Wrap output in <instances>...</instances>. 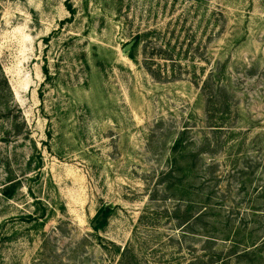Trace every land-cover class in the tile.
<instances>
[{"label":"rangeland","instance_id":"1","mask_svg":"<svg viewBox=\"0 0 264 264\" xmlns=\"http://www.w3.org/2000/svg\"><path fill=\"white\" fill-rule=\"evenodd\" d=\"M0 64V264H264V0H0Z\"/></svg>","mask_w":264,"mask_h":264},{"label":"trees","instance_id":"2","mask_svg":"<svg viewBox=\"0 0 264 264\" xmlns=\"http://www.w3.org/2000/svg\"><path fill=\"white\" fill-rule=\"evenodd\" d=\"M131 57H134V54H131ZM45 73L46 75L48 76L49 75V71L48 69L46 68L45 69ZM10 87H9V82L7 80V77L1 67V64H0V106L2 105H5L3 108H0V110H7V109H11V107L13 106L12 102L10 101L9 97L11 95L10 93ZM186 132H183L181 135L182 137H184V134ZM183 144V139L182 138H179L177 141H176V149L177 148H180ZM12 182V181H11ZM14 182H12L11 184H13ZM3 194L5 195V197L7 198H11V196L13 195V192L11 191V189L8 187L4 190ZM207 209H205L206 211ZM203 214L204 211H203ZM202 214V216H203Z\"/></svg>","mask_w":264,"mask_h":264},{"label":"water","instance_id":"3","mask_svg":"<svg viewBox=\"0 0 264 264\" xmlns=\"http://www.w3.org/2000/svg\"><path fill=\"white\" fill-rule=\"evenodd\" d=\"M134 44H135V40L132 41V42H130V43L124 48V53H128V52L133 48ZM101 216H102V214H101ZM97 224H98V222L95 221V222L93 223V226L96 227Z\"/></svg>","mask_w":264,"mask_h":264}]
</instances>
